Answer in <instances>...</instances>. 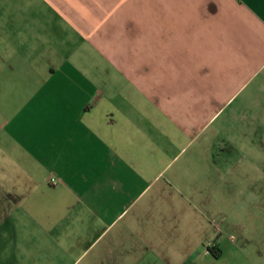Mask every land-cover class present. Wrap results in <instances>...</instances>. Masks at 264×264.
Wrapping results in <instances>:
<instances>
[{
  "label": "crops",
  "instance_id": "crops-1",
  "mask_svg": "<svg viewBox=\"0 0 264 264\" xmlns=\"http://www.w3.org/2000/svg\"><path fill=\"white\" fill-rule=\"evenodd\" d=\"M3 109L0 264H264V0H0Z\"/></svg>",
  "mask_w": 264,
  "mask_h": 264
},
{
  "label": "rangeland",
  "instance_id": "rangeland-1",
  "mask_svg": "<svg viewBox=\"0 0 264 264\" xmlns=\"http://www.w3.org/2000/svg\"><path fill=\"white\" fill-rule=\"evenodd\" d=\"M3 112L5 113H0V127L4 122H11L13 118V109H3ZM9 127L5 130V133L7 134V137H16L13 129V125L10 124L8 125ZM0 132H4L0 130Z\"/></svg>",
  "mask_w": 264,
  "mask_h": 264
},
{
  "label": "built area",
  "instance_id": "built-area-1",
  "mask_svg": "<svg viewBox=\"0 0 264 264\" xmlns=\"http://www.w3.org/2000/svg\"><path fill=\"white\" fill-rule=\"evenodd\" d=\"M50 182L53 183V184H56L57 183V179L55 177H52L50 179Z\"/></svg>",
  "mask_w": 264,
  "mask_h": 264
}]
</instances>
